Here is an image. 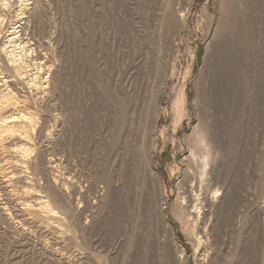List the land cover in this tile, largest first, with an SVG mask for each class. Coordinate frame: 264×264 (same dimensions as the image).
<instances>
[{
	"label": "rangeland",
	"instance_id": "1",
	"mask_svg": "<svg viewBox=\"0 0 264 264\" xmlns=\"http://www.w3.org/2000/svg\"><path fill=\"white\" fill-rule=\"evenodd\" d=\"M7 75L0 264H264V0H0Z\"/></svg>",
	"mask_w": 264,
	"mask_h": 264
},
{
	"label": "bare ground",
	"instance_id": "2",
	"mask_svg": "<svg viewBox=\"0 0 264 264\" xmlns=\"http://www.w3.org/2000/svg\"><path fill=\"white\" fill-rule=\"evenodd\" d=\"M23 17V16H22ZM20 26V25H19ZM18 26V27H19ZM23 27L21 26L20 29L18 30L19 32L22 31ZM18 31H14L10 34H8L7 36V40H6V45L4 46V50L6 51V54L9 56V64L13 65L15 64L16 60L15 58H13L12 55L15 49H19L18 52H21V50L23 49V47L25 46V42L24 39L20 38L17 34ZM22 33V32H21ZM21 36V35H20ZM23 36V35H22ZM27 43V42H26ZM19 54V53H18ZM11 76L7 75L5 79H0V86L5 85L7 82L11 81ZM0 98H3V96H1ZM21 117V116H19ZM10 121V120H9ZM37 211H40L39 207L37 206Z\"/></svg>",
	"mask_w": 264,
	"mask_h": 264
}]
</instances>
